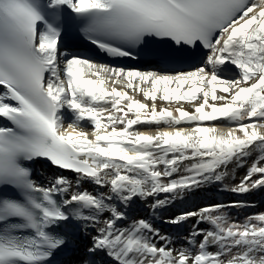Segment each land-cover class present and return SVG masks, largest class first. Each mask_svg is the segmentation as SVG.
<instances>
[{
  "label": "snow or ice",
  "instance_id": "6c2138e0",
  "mask_svg": "<svg viewBox=\"0 0 264 264\" xmlns=\"http://www.w3.org/2000/svg\"><path fill=\"white\" fill-rule=\"evenodd\" d=\"M69 30L113 58L167 66L209 54L191 71L112 67L62 51ZM232 66L235 77L223 78ZM85 119L91 139L78 131ZM260 129L264 0H0V264H55L81 232L89 243L76 264H264V212L243 222L224 204L182 212L167 223L210 227H194L179 248L147 219L120 226L137 200L155 197V212L225 181L231 167L248 164L228 191L264 190ZM41 159L75 176L38 183L31 165Z\"/></svg>",
  "mask_w": 264,
  "mask_h": 264
},
{
  "label": "rangeland",
  "instance_id": "374dc122",
  "mask_svg": "<svg viewBox=\"0 0 264 264\" xmlns=\"http://www.w3.org/2000/svg\"><path fill=\"white\" fill-rule=\"evenodd\" d=\"M203 62H204V60L202 61L201 64H199L197 66H203ZM94 63H96V62H94ZM150 69H153V68H145V70L144 69H139V70L146 71V70H150ZM194 69H195V67L194 68L185 69V70H182V71H191V70H194ZM136 70H138V69H136ZM236 72H238V70L232 72L233 77H235ZM109 83L113 84L111 82V80L109 81ZM114 87H116L118 90L128 91L129 94L133 95L136 99L140 100L141 102L148 103L149 105H151V101H146V100H144L142 95H140L138 93H135V92H133L130 89H127L125 87V82L118 83ZM172 87H173V85H172ZM186 87L187 86H185V88ZM217 93H218V95H222L223 94V93L219 92V88L217 89ZM165 106H167V107H169L171 109H174L177 106H183V107L186 108V105H183V101H181L179 103V105L177 103H175V102L165 103L163 101H159V100L157 101V108L165 107ZM187 110L191 111L192 109H187ZM86 121L87 122H85V123H80V125L78 126V131H83V132L88 133V136L91 139L92 138L91 132H92L93 129H92V126H91L90 122L87 119H86ZM139 126L140 125L134 126V130H137L139 128ZM66 127H67V125H66ZM147 130H148L149 134H155V131L157 129H156V126L153 125L151 127H148ZM247 167H248V164H245V167H243V168L231 167L230 168V175L226 178L225 181H223V182H213L212 185L210 184L211 187H208L209 184H207L202 189H199L197 191V193L202 195L204 199H210V200H213L212 199L213 196H216L217 198L224 197V199H222L221 201L219 200L218 204H224V205L229 206V207H226L224 209V211L226 212V214L230 217V219L232 221L243 222V220L245 219L246 216H250V215H254V214L260 213V212H264V190H259V189L258 190H253L252 192L245 194V195L248 194V196L253 197V198H248L247 197L245 199H236V201L229 200L228 199V194H223V193H232V192H230V191H228L226 189L225 185H227L228 187H231V186H234V185L238 184L240 182V180L246 174ZM181 174H184V173H181ZM179 175L180 174H177V176H174V177L175 178H179ZM219 189H221V190H219ZM165 195H161V196H159V198L163 199ZM150 202H151V199L148 198L147 200H142V199L141 200H137L136 204H142V206L145 207V206H148ZM194 202H197V201H194ZM236 202H241V203L245 204L246 206L245 207H231V205H233ZM213 204H215V203L205 204V205L202 204V205H200L201 207H198V209L203 208V207H209V206H211ZM160 210L169 211V214H170L169 218L174 217V215L175 216L178 215L176 210L171 211L172 209H171V207H169V205L166 206L163 209H160ZM132 214H133L134 218L139 219V218H142L144 215L148 216L149 215V210L148 209H143L141 211L134 210L132 212ZM131 220H132V218H131ZM158 221H160V220H158ZM184 225H186V229H184L182 231H179V232H176V233L173 234L175 236V238H176V240L174 242H176L178 248L182 244L186 246V242L184 241V237L185 236H189L194 227H196V228H204V229H207V228L210 227V225H208L207 223H199V224H197V219H195V217H192L188 221L183 223V225L180 226V229H182V227ZM159 230L161 231L162 234L167 235L170 232V230H175V229H170V228H167V227H164V226H160Z\"/></svg>",
  "mask_w": 264,
  "mask_h": 264
},
{
  "label": "bare ground",
  "instance_id": "6f19581e",
  "mask_svg": "<svg viewBox=\"0 0 264 264\" xmlns=\"http://www.w3.org/2000/svg\"><path fill=\"white\" fill-rule=\"evenodd\" d=\"M208 54L209 53L207 52L205 55H208ZM202 60L205 61L206 59L204 58ZM201 63L202 62H200V64ZM97 64H99V63H97ZM143 69L145 70V68H143ZM146 71H157V70L153 68V69L146 70ZM160 71L169 72V71H165V70H160ZM160 71H158V72H160ZM110 80L111 79H109V81ZM115 85L108 83L107 87L109 89H111ZM173 87H175V85H173ZM183 105H186L187 109H191V107L187 103L183 102ZM68 119H69V121L66 122V124H68L70 122V120H71L70 116L68 117ZM85 122H87L86 119L84 121H82L81 123H85ZM223 124H224L223 120H217V121H214V122H207L205 124V126H213V125L223 126ZM147 128H148V126L140 125L137 130L148 132ZM161 130H163V129H161ZM223 130L226 131V128H224ZM260 131L262 133H264V129H260ZM61 172L62 171H56V170H53V169H50V168H45V169L41 170V172L39 173V177L45 175L50 180L53 177L54 174L59 175ZM181 173H183V172H181ZM63 174L68 176L70 179L75 176V173H71V172H68V171H63ZM174 176H177V174H174ZM41 183H43V182L41 181ZM211 185L209 184L208 187H211ZM219 190H221V189H219ZM197 194L194 195V196L189 197L186 200H176L175 202L169 204L171 209H172L171 211L176 210L178 215L181 214L182 212H185V211H198L199 210L198 207H201L200 205H202V204L203 205L211 204V203L218 204L219 200L221 201L222 199H224V197L217 198L216 196H213V198H212L213 200L204 199L202 195H200V194L197 195ZM223 194H228V199L229 200H234V201H236V199H245L247 197L248 198H253V197L248 196V194L247 195H245V194H235V193H223ZM161 195H165V194L164 193L159 194V196H161ZM150 199H151V202L149 203L148 206L143 207L142 204H136L135 205V210L136 211H141L143 209H148L149 210V215L148 216L144 215L142 218L151 221L153 223V225L155 227H157V228H159L160 226H164V227H167V228H170V229L174 228L175 230H170L169 234L166 235V236H168L172 240L174 246L178 248L176 242H174L176 240V238H175V236L173 234L176 233V232H179V231H182V230L186 229V225H184L182 227V229H180V226L172 225V224L167 223V221L169 219H171V218H169V215H170L169 211L160 210L159 209V210L154 212L150 208V205L154 201L155 197L150 198ZM194 201H197V202H194ZM131 218H134L132 213L130 214L129 220L127 222H125V223H121L120 226L124 227V226H127L128 224H130L132 222ZM195 219H197V218L195 217ZM158 220H160L159 223H157ZM159 224H161V225H159ZM174 226H176V227H174ZM94 234L95 233H90L89 235H94ZM186 237H188V236L184 237V241L185 242H186V240H185ZM77 241H78V244L75 247V250L70 254L69 258L67 259V264H76V262H78L80 260L81 256L83 255L85 245L89 243V240L86 239L85 236H81L80 239L78 238ZM156 242L158 244L163 243V242H161L159 240H157Z\"/></svg>",
  "mask_w": 264,
  "mask_h": 264
}]
</instances>
